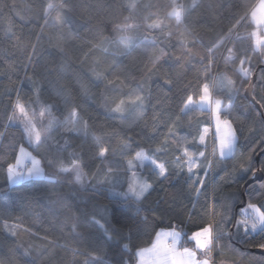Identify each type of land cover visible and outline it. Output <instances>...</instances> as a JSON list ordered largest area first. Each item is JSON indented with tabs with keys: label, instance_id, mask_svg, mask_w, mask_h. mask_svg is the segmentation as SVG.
<instances>
[{
	"label": "trees",
	"instance_id": "trees-1",
	"mask_svg": "<svg viewBox=\"0 0 264 264\" xmlns=\"http://www.w3.org/2000/svg\"><path fill=\"white\" fill-rule=\"evenodd\" d=\"M49 2H56V0H0V132L5 134L4 137H0V157H3L0 159V199H7L10 204L7 214L0 217V243H5L12 248H16L23 243L25 246L32 245L35 248L41 241L23 231V228L28 227L33 232H38L40 236L49 235L51 238L58 240L60 245H68L69 250L56 247L50 252L41 251L38 253L34 251L31 257H25L22 249H19L16 252V259L19 264H25L27 260H33L34 264H75V261L83 264L84 257H73L70 250L78 246L75 244L74 234L71 232V215L73 213L79 215L78 208L83 210L87 206L91 209L94 203H99L114 210L116 218L121 219L122 212L131 211V214L135 215V206L130 210L126 206L122 208L117 203L118 198L108 192L107 186H104L94 193L82 194L77 198L70 197L68 203L71 204L75 199L76 204L75 207L71 208V211L57 206L56 211L59 220L67 221L68 226L65 227L53 222V217L48 212L47 207H40L36 203L29 205L27 200L32 197L40 201L41 205H46L47 201L44 195L46 191L52 190L53 182L45 179L22 181L18 185H12L8 182L6 166L8 162H14V153L18 154V145L23 144L30 151L32 150L28 146L27 138L21 137L20 126L9 124L7 121V114H11L10 101L14 102L17 94L25 102L35 101V84L42 91L40 98L42 102L55 101L62 107V101L49 81L53 79L60 65L65 63L67 67L64 71L63 83H70L73 86L75 103L83 110V114L90 124L87 137L82 135H68L65 137L71 145L68 152L64 154L66 157L65 164L70 165L71 163L68 153L75 152L83 169L89 176H92L97 168L101 166V161L96 158L98 149L93 144L92 137L94 135L104 136L105 145H110L112 148L117 147L121 138L131 137L133 145L132 148L127 150L130 156L134 155L135 151L140 148L154 149L160 147L165 140H168L166 154L158 153L157 156L161 160H167L170 171L174 173L173 162L175 157L181 154L180 149L187 146L191 150L193 147L191 141L193 138L198 137L199 130L205 126L213 130L214 127L211 115L207 111L190 112L187 115L180 112V108L183 107L182 101L186 100L188 95L197 98L199 88L205 82V76L200 71L197 60L187 62L183 67L173 65L171 69L169 67L172 64L171 61L167 63L161 61L164 65L161 73L170 71L173 79L177 82V87L171 91H168L167 88L157 89L156 84L153 82L160 77L161 73L152 76L148 81V85L152 89L151 103L146 105L145 114L142 118L131 120V123L126 126L121 125L119 120L107 118L108 110L104 107V100L101 96L103 92L102 84L99 88L89 84V92L85 94L79 91L80 86L74 79L76 75H82L87 71L93 60L99 59L106 61L116 72L130 74L129 86L122 89L125 94L130 92L131 88L135 87L137 83H141L146 79L144 66L146 64L149 67L151 66L150 54L153 49L141 45L139 40L143 37L152 39L160 36V33L149 31L143 26V18L149 13H165L172 0H136L138 7L132 13V22L140 24L141 27L129 33L137 37L136 46L127 54H120L110 47L107 55L99 50H94L89 54L90 45L99 42L103 37L118 39L123 34L114 29V24L121 21L124 16L129 15V10L126 9L129 0H75L76 4L88 8L91 19L88 16L82 18L78 14L68 13L74 25L73 31H78L80 35L78 39L70 41L64 46V53H61L59 49L53 47L50 43V37L54 33L61 32V29L51 19L45 26V22L41 18L42 9ZM177 2L183 3L188 8L184 22L195 29L203 45L210 47L221 37H224L228 27L231 26V23H234L231 19L237 12V9L233 7L234 4L246 6L239 10L242 14L244 11H248L251 6L256 5L259 0H177ZM193 2L197 5L195 10H192L191 7ZM9 23H11L12 32L15 34L11 39L8 38L5 31ZM165 24L167 30L173 33L172 43L177 44L173 51L180 54L183 49L179 47L176 40L175 21L165 18ZM255 28L256 25L249 16L247 22L239 28L240 36L244 39L240 40L235 37L231 39L237 49L247 50L251 56L254 73L257 71L258 74L261 69H264V63H261L264 57L259 55L260 49L254 43L255 37L250 36ZM33 45H35L34 51ZM161 46L165 45L162 44ZM226 47H233V43H227L225 47L216 52L213 72L207 82L211 84L213 77L218 78L220 73L226 70L239 86L243 80V76L238 71L239 60L237 59L234 65L231 62H226L222 56L226 52ZM194 51L203 53L204 48L198 46ZM85 54H88L87 57ZM29 57H31V60H29ZM255 91L257 99L264 96V92H261L258 85ZM213 94L214 97L222 98L224 104L230 103L232 105L229 119L233 120L234 126L239 129L237 156L235 159L226 158L216 163L215 167L209 170V174L205 178L206 187L202 189V194L199 197H196V194L191 190L186 172L170 175L167 180L154 179L152 181L153 188L146 194L147 198L141 202L144 211L140 213V216L149 217V226L143 228L139 236L135 238L134 243L137 248L146 249L151 246L155 240V233L161 229H168L170 224L177 226L178 229L182 227L184 232L190 234L191 231L196 230L203 223V213L206 210H211L213 206L219 208L221 213L228 209L227 214L233 217V221L225 226V230L232 229L235 221L242 217V209L236 211V207L242 200L239 193L245 181L250 178V173L246 175L240 169L241 166L261 167V162L264 161V153L259 159H257V156L264 149V122L254 112L251 119L246 118L244 108L251 101L247 99L243 90L232 96L226 88L220 86L213 89ZM107 95L111 97L113 93L109 91ZM36 109L39 111V105H36ZM53 111L55 115L60 116L61 119L63 118L59 111L56 109ZM177 117H179V120H177ZM166 123L174 125L172 131L177 133L176 139L179 143L172 142V138L168 135V128L165 127ZM113 133L115 134L113 135ZM109 136L111 137L110 140L108 139ZM184 138L189 141L187 145L184 144ZM207 144V152L210 153L213 147L211 135L208 137ZM40 152L46 154L44 161L46 165V159L51 157L47 155L46 147H42ZM130 156L121 157L117 149L115 155L109 154L107 162L119 163L126 167L127 158H130ZM47 171L51 172L54 169H47ZM137 172L148 177L150 167L139 168ZM201 175H203L202 171ZM129 176L130 173L127 179H129ZM221 177H224V179L222 180ZM55 187L56 190L69 193L73 186L68 183L67 178L61 177ZM126 188L127 184L125 183L124 190ZM248 200L249 197L247 196V202ZM193 201H198L195 209L192 207ZM251 202L258 205L264 204V196L254 195ZM36 212H41L40 218L36 217ZM189 213H194L191 220H189ZM4 219H8L9 224L19 223L22 225L18 229V237H12L8 233L4 227ZM260 242H264V240L259 237L249 244L222 241L225 244L231 243L237 253H244L245 256L241 257L229 253L224 257L215 256V259L217 263L223 259L225 264H248L250 256H260L251 251L252 249H258L254 245ZM105 247L107 255L104 256V259L108 261V264H114V261L123 252L122 246L118 248L116 243L109 242ZM6 251L7 249L0 250V254ZM133 252H135V249H133ZM124 255L127 259L130 253H124Z\"/></svg>",
	"mask_w": 264,
	"mask_h": 264
},
{
	"label": "snow or ice",
	"instance_id": "snow-or-ice-1",
	"mask_svg": "<svg viewBox=\"0 0 264 264\" xmlns=\"http://www.w3.org/2000/svg\"><path fill=\"white\" fill-rule=\"evenodd\" d=\"M137 7L136 0H129L126 5L129 15L124 16L121 21L114 24V29L123 34L118 39L103 37L99 42L91 43L89 54L94 50H99L107 55L110 47L120 54L130 53L136 46L137 37L129 33L141 27L140 24L132 22V13ZM191 7L192 10H195L197 7L195 2ZM233 7L237 9L236 14L231 17L234 23L228 27L225 36L210 47L203 45L195 29L184 22L188 8L183 3H178L177 0H172L165 13H149L145 16L143 26L149 31L160 33V36L152 39L143 37L139 40L141 45L153 49L150 54L151 66L149 67L147 64L144 66L146 79L137 83L126 94L122 92V89L129 86L130 74L116 72L106 61L93 60L87 71L74 77L80 86L79 91L85 94L89 92V84H93L97 88L102 84L101 96L104 100V107L108 110L107 118L119 120L121 125L126 126L131 123V120L144 116L145 107L151 103L152 99V89L148 85V81L152 76L161 73V69L164 67L161 61L165 63L171 61L172 64L169 66L171 69L173 65L183 67L187 62L197 60L200 71L205 76V82L200 86L197 98L188 95L186 100L182 101L183 107L180 108V112L187 115L190 112L207 111L214 121V131L208 126L203 127L199 130L198 137L191 141L193 145L191 150L187 146L180 149L181 154L176 156L173 162L174 173L170 171L169 162L161 160L157 156L158 153L166 154L168 140L154 149L140 148L135 151L134 155L130 156L127 150L133 145L131 137L121 138L117 147L112 148L110 145H105L104 136L94 135L92 137L93 144L98 149L96 158L101 161V166L97 168V171L89 176L83 170L75 152L68 153L71 163L70 165L65 164L66 157L64 154L71 148L65 137L68 135L87 137L90 128L89 120L85 118L83 110L75 103L73 86L70 83H63L64 71L67 67L65 63L60 65L53 79L49 81L53 90L60 97L62 107L55 101L42 102L40 99L42 91L35 84V101L25 102L19 94H17L14 102L10 101L11 114H7V121L9 124L20 126L21 137L27 138L28 146L32 150L29 151L23 144L18 145V154L14 153V162H8L6 166L8 182L12 185H18L22 181L31 179H45L53 182L52 190L46 191L44 195L47 201L46 205H41L35 197L27 200L29 205L36 203L40 207H47L48 212L53 217V222L65 227L68 226L67 221L59 220L56 211L57 206L71 211V208L75 207L76 204L75 199L71 204L68 203L70 197L77 198L82 194L94 193L104 186H107V191L118 198L117 203L122 208L126 206L130 210L135 206V215L131 214V211L122 212L121 219L116 218L114 210L99 203H94L91 209L87 206L83 210L78 208L79 215L75 213L71 215V232L74 234V242L78 246L70 250L73 257H84L83 264H108L104 256L107 255L105 246L109 242H114L118 248L120 246L123 248V252L114 261V264H217L215 256L224 257L229 253L241 257L245 256L244 253H237L231 243L225 244L222 241L249 244L257 237L264 240V204L258 205L251 202L254 195L264 196V179L257 177V172L264 173V161H262L260 168L241 166L240 170L246 175L250 173V178L256 183L248 184L245 181V186H242L239 195H247L249 200L246 207L242 209V217L236 220L233 225L235 232L231 229L225 230V226L233 221V217L227 214L228 209L221 213L219 208L213 206L211 210H206L203 213V223L190 234L184 232L182 227L178 229L177 226L170 224L168 230L161 229L155 233V241L150 248H137L134 243L141 230L149 226V217L140 216V213L144 211L141 202L147 198L146 194L153 188L152 181L154 179L167 180L170 175L186 172L191 190L196 194V197H199L202 194V189L206 187L205 178L208 176L209 170L213 169L216 163L226 158H236L239 129L234 126L233 120L229 119L232 105L229 104L224 107L222 99L214 97V88L222 86L229 91H235L237 94L241 90L245 93H251V102L244 108L246 118L251 119L254 112L264 122V96L257 99L255 91L258 85L261 92H264V69H261L258 74L254 73L251 56L247 50L237 49L231 39L233 37L240 40L244 39L240 36L239 28L247 22L249 16L257 24L261 33H264V0H259L257 5L251 6L248 11H244L242 14L239 10L246 7L245 5L234 4ZM68 13L78 14L82 18L88 16L91 19L88 8L76 4L75 0H56V2H49L42 9L41 18L44 20L45 26L51 19L61 29V32L54 33L50 37L52 46L59 49L61 53H64V46L70 41L78 39L80 35L78 31H73L74 25ZM165 18L175 21L176 40L179 47L183 49L180 54L173 51L177 44L172 43L173 33L167 30ZM5 31L9 39L15 35L12 32L11 23ZM250 36L255 37L254 43L260 49L259 55L264 57V35L253 31ZM227 43H233V47H226L227 55L224 59L233 65L237 59L239 60L238 71L243 76L239 86L227 74L226 70L221 72L218 78L213 77L211 84L207 82L213 72L216 52L225 47ZM162 44L165 46H161ZM198 46L204 48L203 53L194 51ZM34 50L35 45H33ZM87 55L85 54L86 57ZM261 63H264V59L261 60ZM153 83L156 84L157 89L167 88L168 91L177 87V82L173 79L170 71H163ZM109 91L113 93V96L107 95ZM36 105H39V111H37ZM256 105H259L258 109L255 107ZM54 109L60 112L63 116L62 119L54 114ZM173 126L171 123L165 124L172 142L179 143L176 139L177 133L172 131ZM4 135L3 132H0V137H4ZM209 135L213 138V147L210 153L207 152ZM108 139L110 140L111 137L109 136ZM188 143V139L184 138V144L187 145ZM42 147H46L47 155L51 157L46 159V165L44 162L46 154L40 152ZM137 147L139 146L137 145ZM117 149L121 157L130 156L127 158L126 167L119 163L107 162L109 154L115 155ZM2 158L0 157V159ZM25 161L27 162L25 163ZM145 166L150 167L149 176L137 179V170ZM47 169H54V171L50 172ZM201 171L203 175H201ZM129 173L132 177L130 180L127 179ZM61 177L67 178L68 183L73 186L69 193L56 190L55 185L59 183ZM221 179L223 180L224 177ZM125 183L127 184L126 190H124ZM197 202L193 201V209L196 208ZM9 207L10 204L7 199H0V217L7 214ZM35 215L40 218L41 212H36ZM193 215L194 213H189V220L192 219ZM3 223L12 237H18V229L22 227L21 224H9L8 219H4ZM23 231L30 236L37 237L41 243L35 248L32 245L25 246L23 243L16 248L0 243V250L7 249L6 252L0 254V264H19L16 259V252L19 249H22L25 257H31L34 251L38 253L41 251L50 252L56 247L69 250L68 245H60L58 240L49 235L40 236L38 232H33L28 227L23 228ZM189 242H191V246ZM254 246L261 250V254L259 257L250 256L248 264H264V242L256 243ZM124 253H130L127 259ZM145 256H148L149 260L146 261ZM25 264H34V261L27 260ZM75 264H80V262L75 261ZM219 264H225L224 260L221 259Z\"/></svg>",
	"mask_w": 264,
	"mask_h": 264
},
{
	"label": "water",
	"instance_id": "water-1",
	"mask_svg": "<svg viewBox=\"0 0 264 264\" xmlns=\"http://www.w3.org/2000/svg\"><path fill=\"white\" fill-rule=\"evenodd\" d=\"M255 73H257V71H256ZM254 79H255V76H254ZM245 96L247 97V99H248L249 101H251V96H252L251 93H245ZM256 108L258 109V108H259V105H256ZM263 153H264V149L258 154L257 159H259L260 156H261ZM257 177L260 178V179H263L264 175H263V173H261V172H257ZM254 182H256V181H253L251 178H249V179L247 180V183H248V184H252V183H254ZM244 186H245V184H244ZM241 197H242V200H241V202L237 205V207H236V211H238V210L243 209V208L246 207V204H247V196L245 195V196H241ZM231 230L234 232V227H233ZM233 242H234V241H233ZM251 251L254 252V253H257V254H259V255L261 254V250H260V249H252Z\"/></svg>",
	"mask_w": 264,
	"mask_h": 264
},
{
	"label": "rangeland",
	"instance_id": "rangeland-1",
	"mask_svg": "<svg viewBox=\"0 0 264 264\" xmlns=\"http://www.w3.org/2000/svg\"><path fill=\"white\" fill-rule=\"evenodd\" d=\"M259 3V2H258ZM257 3V4H258ZM256 4V5H257ZM254 31H256L258 34H262V35H264V33H261V31H260V29H259V27L257 26L255 29H254ZM259 49V48H258ZM227 74L230 76V74L228 73V71H227ZM231 77V76H230ZM232 78V77H231ZM233 79V78H232ZM234 80V79H233ZM235 81V80H234ZM236 82V81H235ZM229 91V90H228ZM229 93L232 95V96H235L237 93L235 92V91H229ZM218 98H220V97H218ZM37 111H38V109H37ZM30 151V150H29ZM34 154V153H33ZM35 155V154H34ZM27 161H25V163H26ZM81 163V162H80ZM82 166V165H81ZM84 170V169H83ZM85 171V170H84ZM86 172V171H85ZM87 173V172H86ZM143 178H147V177H145V176H143L142 174H140V173H138L137 172V179H143ZM130 179H132V177H131V173H130V176H129V180ZM25 181H27V180H25ZM163 230H168V229H163ZM190 246H191V242H190ZM148 256H146L144 259H146ZM217 264H219V263H217Z\"/></svg>",
	"mask_w": 264,
	"mask_h": 264
},
{
	"label": "crops",
	"instance_id": "crops-1",
	"mask_svg": "<svg viewBox=\"0 0 264 264\" xmlns=\"http://www.w3.org/2000/svg\"><path fill=\"white\" fill-rule=\"evenodd\" d=\"M253 22H254V21H253ZM254 23H255V22H254ZM255 25H256V27H257V24H256V23H255ZM220 99H222V98H220ZM222 101H223V99H222ZM229 104H230V103H229ZM229 104H224V102H223V106H224V107H227ZM212 125L214 126V121H213V120H212ZM159 231H160V230H159ZM154 241H155V240H154ZM150 247H151V246H149L148 248H150ZM146 249H147V248H146ZM145 257H146V256H145ZM145 257H144V258H145ZM145 260H146V261L149 260V257H147Z\"/></svg>",
	"mask_w": 264,
	"mask_h": 264
},
{
	"label": "built area",
	"instance_id": "built-area-1",
	"mask_svg": "<svg viewBox=\"0 0 264 264\" xmlns=\"http://www.w3.org/2000/svg\"><path fill=\"white\" fill-rule=\"evenodd\" d=\"M227 55V52H225L222 56H223V58L225 57Z\"/></svg>",
	"mask_w": 264,
	"mask_h": 264
},
{
	"label": "bare ground",
	"instance_id": "bare-ground-1",
	"mask_svg": "<svg viewBox=\"0 0 264 264\" xmlns=\"http://www.w3.org/2000/svg\"><path fill=\"white\" fill-rule=\"evenodd\" d=\"M215 72V71H214Z\"/></svg>",
	"mask_w": 264,
	"mask_h": 264
}]
</instances>
